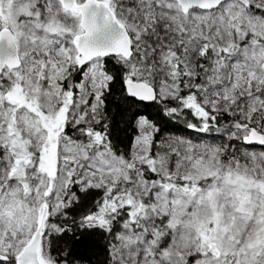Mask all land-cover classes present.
I'll use <instances>...</instances> for the list:
<instances>
[{
	"label": "snow or ice",
	"instance_id": "obj_1",
	"mask_svg": "<svg viewBox=\"0 0 264 264\" xmlns=\"http://www.w3.org/2000/svg\"><path fill=\"white\" fill-rule=\"evenodd\" d=\"M0 264H264V0H0Z\"/></svg>",
	"mask_w": 264,
	"mask_h": 264
}]
</instances>
